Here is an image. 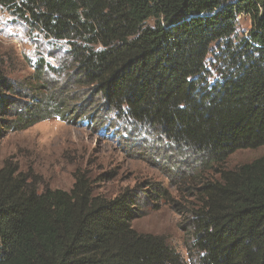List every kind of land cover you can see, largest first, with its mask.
<instances>
[{
	"label": "trees",
	"instance_id": "obj_1",
	"mask_svg": "<svg viewBox=\"0 0 264 264\" xmlns=\"http://www.w3.org/2000/svg\"><path fill=\"white\" fill-rule=\"evenodd\" d=\"M0 10L64 46L58 69L39 53L17 98L0 53V132L67 112L156 131L216 171L187 186L194 264H264V155L224 166L264 145V0H0ZM239 15L249 19L241 34ZM73 179L69 190H39L15 163L0 166V264L185 263L163 236L132 226L139 191L107 197L86 172Z\"/></svg>",
	"mask_w": 264,
	"mask_h": 264
},
{
	"label": "rangeland",
	"instance_id": "obj_2",
	"mask_svg": "<svg viewBox=\"0 0 264 264\" xmlns=\"http://www.w3.org/2000/svg\"><path fill=\"white\" fill-rule=\"evenodd\" d=\"M237 26L239 34L245 32L249 28L247 16L239 15ZM40 52L43 59L58 69L56 59L64 53V46L29 33L21 21L12 20L0 10V53L6 60L8 77L18 91L17 96L8 94L17 98L28 91L33 64ZM57 74L49 71L48 79L62 84L63 78ZM84 91L91 93L87 88ZM93 102H96L92 108L94 117L99 106L98 100ZM75 103L72 101L70 105ZM15 106L17 103L11 109ZM66 115L65 119L50 117L25 129L0 132V166L5 161L15 163L35 179L39 190L45 187L69 190L73 172L80 169L90 177L96 193L113 197L125 190L137 194L139 191L138 216L132 219V226L140 232L163 236L180 252L184 264H194L195 253L189 244L192 236L187 230L188 208L194 198L187 186L203 178H214L216 171L206 169L205 162L198 165L195 156L176 152L156 131L138 136L115 113L110 116L96 113L97 123L73 112ZM8 118L14 119V115ZM261 155L264 145L238 149L228 156L224 166L234 167ZM157 187L165 191L163 196L152 199L145 196V191H155Z\"/></svg>",
	"mask_w": 264,
	"mask_h": 264
}]
</instances>
